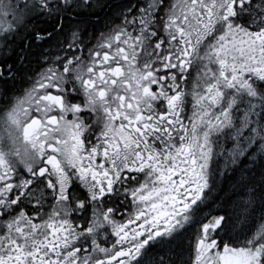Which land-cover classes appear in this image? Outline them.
Masks as SVG:
<instances>
[{
  "label": "snow or ice",
  "instance_id": "6c2138e0",
  "mask_svg": "<svg viewBox=\"0 0 264 264\" xmlns=\"http://www.w3.org/2000/svg\"><path fill=\"white\" fill-rule=\"evenodd\" d=\"M0 264H264V0H0Z\"/></svg>",
  "mask_w": 264,
  "mask_h": 264
}]
</instances>
